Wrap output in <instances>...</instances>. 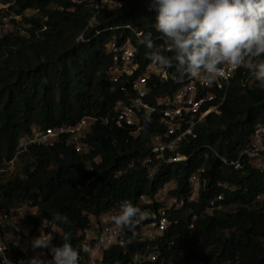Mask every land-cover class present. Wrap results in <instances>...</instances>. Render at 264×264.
I'll list each match as a JSON object with an SVG mask.
<instances>
[{"label":"trees","instance_id":"obj_1","mask_svg":"<svg viewBox=\"0 0 264 264\" xmlns=\"http://www.w3.org/2000/svg\"><path fill=\"white\" fill-rule=\"evenodd\" d=\"M1 2L10 3L4 10L23 14L24 23L30 24V36L0 37V168L15 157L20 139L30 136L33 126L75 124L86 115H102L113 108L121 93L107 75L111 56L106 43L113 34L111 27L130 22L145 38L160 35L147 0H125L121 11H104L84 33L85 40L77 39L92 15L85 2L73 10L48 7L50 3L70 6L65 0ZM34 7H39L38 14L24 15L27 8ZM132 39L143 60H148L149 50L136 37ZM237 79L222 113L199 125L197 137L183 147L186 161L162 165L149 179L141 159L149 153L151 136L162 130L156 117L144 118V128L137 136L129 128L97 122L84 137L86 151H77L67 135L54 144L28 145L19 154L27 158L23 175L0 180V211L23 204L38 206L28 217L36 227L43 219L50 220L54 212L66 215L69 222L59 228L70 234L72 245L80 251V264H92V260L94 264H155L135 261L137 254L146 257L151 252L164 264H264V173L246 165L245 160L244 169H235L219 157L237 159L255 126L264 122V86H242ZM201 166L206 168L208 182L200 203L186 202L171 211L173 224L161 236L140 239V229L151 222L150 215L157 209L156 203H142L141 196L153 197L171 180L178 185L172 193L186 196L189 176ZM217 181L234 189H224ZM222 191L223 203L234 210L202 213L206 202ZM260 195L262 199H258ZM124 200L140 207L147 218L134 230L124 229L131 239L126 248L114 246L101 259L90 258L80 250L88 245L86 231L101 223L104 215L116 213ZM9 227L0 225V232ZM62 243L57 235L54 245Z\"/></svg>","mask_w":264,"mask_h":264},{"label":"built area","instance_id":"obj_2","mask_svg":"<svg viewBox=\"0 0 264 264\" xmlns=\"http://www.w3.org/2000/svg\"><path fill=\"white\" fill-rule=\"evenodd\" d=\"M65 1L70 2V6H66L64 3H50L48 7L73 10L77 4L85 2L92 11L88 24L78 36V40H85L84 33L95 26L101 13L106 10L121 11L126 4L125 0ZM9 5L10 3H4L2 7L8 8ZM39 12V7L27 8L24 15L31 16ZM9 13L12 21L21 22V33H25L22 35L30 36L28 31L30 24L24 23L23 14L13 11ZM110 30L113 34L106 43V51L111 56L107 75L110 81L119 85L121 93V97L116 100L113 108L102 115H86L75 124L35 128L30 136L20 139L19 152L24 151L28 145L33 143L54 144L62 135H67L68 140L77 151L83 152L88 150L84 137L95 123L101 122L105 125L129 128L132 135L137 136L144 128L143 119L154 116L158 120V124L162 126V130L151 136L147 143L149 153L141 159L147 177L152 179L162 165L183 162L188 159V156L182 152L183 147L192 138L197 137L196 128L199 125L204 124L210 116L222 113L234 80L238 78L237 81L242 86L259 85L242 67L227 69L226 78H218L211 85L183 76L171 68L162 70L158 66L152 65L149 59L143 60L138 46L133 42V37L139 41L145 39L143 31L138 30L130 22L119 23L111 27ZM158 37L159 35L152 38L153 41L159 40ZM162 43L161 40L157 47H160L162 54L165 52L168 55L169 51ZM169 84H175L176 87L168 88ZM219 157L224 164L231 165L235 169H244L243 160H245L246 165L264 173V122L255 126L248 146L240 152L237 159L228 160L221 155ZM132 165L133 162L129 164V166ZM205 172L206 168L201 166L189 176V189L186 196L172 193L178 187L176 180L166 183L153 197L141 196L142 203H156L157 209L150 215L151 222L140 229V239H146L148 236H161L173 224L171 211L182 208L186 202L195 203V205L200 203L202 190L208 182ZM120 173L121 171L117 175ZM217 185L224 189H234V186H230L227 182L217 181ZM262 197L258 196V199H262ZM224 199L223 191L217 193L206 202L202 213L209 215L216 211H225ZM37 210L35 205L23 204L18 208L16 216L5 210L0 211V225L6 226V222H8L13 225L15 230L12 241H8L0 232V248L5 249L4 255L11 260L12 264H21V262L28 264L30 258L39 253L44 254L42 259H52L51 253L47 249H37L34 252L30 245V241L40 235L42 226L41 223L36 227L34 222L28 220V217L35 214ZM196 217L197 214H195ZM17 230L21 233L17 234ZM58 230L61 231L60 228ZM45 231L55 235L52 241L54 244V240L59 234L47 227ZM85 240L88 241V247L94 249L99 255L114 246L126 248L131 242L124 229L114 228L111 220H104L99 224L94 223L92 228L86 231ZM135 261L164 264V260L156 252H151L146 257L137 254ZM0 263L6 264L3 257H0Z\"/></svg>","mask_w":264,"mask_h":264},{"label":"clouds","instance_id":"obj_3","mask_svg":"<svg viewBox=\"0 0 264 264\" xmlns=\"http://www.w3.org/2000/svg\"><path fill=\"white\" fill-rule=\"evenodd\" d=\"M147 10L155 13L158 39L173 53L171 57L162 54L150 34L141 43L149 50L146 55L152 65L162 70L175 68L207 85L226 78L227 69L242 67L264 86V0H147ZM51 217L42 220L40 235L30 245L34 252L47 249L52 259H42L44 254L39 253L28 264H80V251L72 245L70 234L58 230L59 225L69 222L68 217L58 212ZM146 218L140 207L124 200L109 220L116 229L134 230ZM46 227L59 234L61 245L52 243L55 235L45 231ZM80 250L90 258L103 256L86 244ZM4 253L0 248V257L12 264Z\"/></svg>","mask_w":264,"mask_h":264},{"label":"rangeland","instance_id":"obj_4","mask_svg":"<svg viewBox=\"0 0 264 264\" xmlns=\"http://www.w3.org/2000/svg\"><path fill=\"white\" fill-rule=\"evenodd\" d=\"M2 4H4V3H2V2L0 3V37L3 36V35H8V34H12V35L25 34V33H21V27H22L21 22L12 21L10 19V13L8 11L4 10L5 8L2 7ZM35 128H36V126H33V129H35ZM20 153L21 152L17 151V153L15 154V157L13 159H11L10 161H5L4 162V164L0 168V180L1 181L6 180V179H8L9 177H12V176L23 175L24 167H25V165L27 163V158L20 156L19 155ZM19 207L12 208L8 212H11V213H13L14 216H16L15 214L18 213V208ZM36 207L38 209V206H36ZM229 210L232 211V210H234V208L231 207V208H229ZM113 214H114V212H113ZM113 214L112 213L109 214L107 216V219L109 220L110 217ZM8 220L10 221V219H8ZM7 224H8V227L10 226L9 227L10 229L7 230L5 233H3L2 230H1V234L5 238H7L8 241H12L13 240V236L15 235V233H14L15 230H14L12 224L6 222V225ZM96 255H97V253H95V257H96Z\"/></svg>","mask_w":264,"mask_h":264},{"label":"crops","instance_id":"obj_5","mask_svg":"<svg viewBox=\"0 0 264 264\" xmlns=\"http://www.w3.org/2000/svg\"><path fill=\"white\" fill-rule=\"evenodd\" d=\"M109 214H110V213H109ZM109 214L104 215V216H103V220H108V219H107V216H108Z\"/></svg>","mask_w":264,"mask_h":264}]
</instances>
